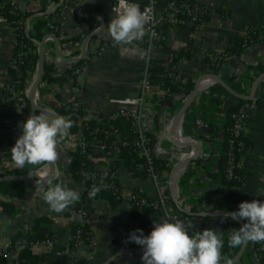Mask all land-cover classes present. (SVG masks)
<instances>
[{"label": "crops", "instance_id": "0c3cea01", "mask_svg": "<svg viewBox=\"0 0 264 264\" xmlns=\"http://www.w3.org/2000/svg\"><path fill=\"white\" fill-rule=\"evenodd\" d=\"M10 1L24 10L44 9L42 12H37L43 13L51 11L61 0ZM83 1L86 0H62L58 19L60 37L57 38L60 40L79 37L80 40L74 43L59 41L57 61L78 57L81 53L82 40L99 26L98 17L86 18L81 15L92 12L102 13L103 28L86 44L87 57L77 70L76 77L69 72L75 62L56 66L54 42L49 38L45 40L44 45L50 43L45 51V58L47 63L52 64V69L49 77L40 83L37 102L56 115L65 117L67 116L63 113L58 114V109L64 102L83 103L86 106L84 119L116 116L125 110L137 111L141 114L143 130L155 137L152 146L153 155L172 161L174 164L185 150L169 140L168 129L173 115L181 107L185 97L182 100L157 101L154 97L157 86H153L143 95L141 82L147 67L162 65L165 70L172 69L167 61L168 52L159 44L149 50L145 46L146 33L143 40L133 42V46L138 49L135 55L131 53L121 55V46L115 45L107 32V25L115 15L111 11L112 0L86 5L77 11V6ZM132 1L139 4L152 1L158 15H163L168 3V0ZM196 3L210 14L209 20L199 30L191 31L189 28L180 30L171 26L162 36L163 42L172 50H178L187 41L191 42L192 54L180 59L175 68L194 80L206 72L216 73L235 91L240 92L241 85L244 84L242 79L246 76L250 77L254 71L248 66L264 65V35L260 36L261 41L246 48L240 56L233 55L223 59L217 72L213 71L212 61L229 47L235 38L245 36L249 30L260 28L259 31L264 32V0H196ZM169 13L166 12V15ZM43 33L54 35L50 28L44 29ZM13 44L12 30L0 17V164L4 171L17 168L11 161L12 129L5 123V119H14L17 116V109L3 93L4 85L10 80L7 72ZM216 85L197 94L183 120L184 135L198 141L202 146V154L197 158L202 159V162L197 164L195 162L197 159L191 162L178 178L181 182H177L178 202L186 211L192 209V212H227L228 210L222 190L218 188V180L209 177V173L218 170L222 148L223 117L219 105L221 102L227 103L230 96ZM257 96L259 98L253 102L246 114L244 135L248 145L240 156L245 170L244 182L239 186L237 195L246 201L255 200L264 189V79L263 86L259 84L257 86L255 97ZM141 97V101L132 103ZM20 109L23 112L34 113L29 103H23ZM82 134L83 127L79 125L75 131L70 132V139L61 144L60 156L55 163L59 175H56L52 181V183L57 181L66 184L80 194L86 190L85 179L75 180L66 170V166ZM176 135L181 137L178 132ZM118 147L106 141L93 143L90 157L94 162V187L107 190L118 184L120 195L114 202L102 197L93 199L89 209L88 226L92 239L89 245L80 249L69 248V241L72 238L71 228L80 223V216L73 209L74 203L61 213L50 211L49 206L36 194V185L41 182L30 177L23 180L25 192L22 198L16 201L15 216L5 218L0 214V248L8 249L15 233L31 232L34 220L44 217L47 222L39 231L50 235L49 242L32 248L35 253L47 254L43 264H59V257L63 254L70 255L72 260L80 256L85 264H143L142 246L128 240L130 233L140 229L130 230L127 227L131 197L136 190L144 193L147 198H157L159 195L167 197L169 171L164 172L156 180L151 177L147 179L134 177L127 168L115 165ZM190 168L193 173L187 175L186 172ZM0 200L6 198L0 196ZM167 207V212L157 210L150 214V227L147 232H143L144 235H149L154 228L153 221L163 220L166 217L192 225L189 233L193 234L195 223L176 207L173 208L168 203ZM208 219L212 224H220L219 230L222 229L223 218ZM8 251L7 264H18V251ZM260 263L258 253L253 250L252 242H249L234 264Z\"/></svg>", "mask_w": 264, "mask_h": 264}, {"label": "trees", "instance_id": "16d2710c", "mask_svg": "<svg viewBox=\"0 0 264 264\" xmlns=\"http://www.w3.org/2000/svg\"><path fill=\"white\" fill-rule=\"evenodd\" d=\"M174 2L176 7L182 5L184 0H168ZM196 0L185 1L188 4V9L185 11H179L174 16H176L181 22L178 24L170 23L165 20L162 22L161 27L159 28V36L160 38L155 44L161 45V47L172 54L171 58V66H176V63L185 57H189L192 54V46L191 42L187 41V43L179 48L178 50H172L166 46V44L162 40V36L165 34V31L168 27H177L180 30L185 28L191 29V31L199 30L210 17L209 12L199 7L200 13L195 14L191 9L192 4ZM60 8L59 6L56 10L50 12L44 16H35L37 12H42L44 9L39 11H30L24 10L17 7L10 0H0V17L7 23V25L12 28L13 40L14 44L12 47V55L11 57L15 60V67H8V76L10 78L9 82L13 84V90L19 91L17 96L12 97L11 91L4 90V96L7 98L12 97V102L15 104H19L17 109V115L23 117L24 122L27 117L31 114L38 113H27L23 112L20 109V105L22 102L28 103L26 98V88L29 83V80L32 77V74L35 70V66L38 60L37 53V45L36 42L41 41L45 36L43 30L46 28H50L49 25L57 26V29L53 31L56 37H60V26L58 23V19L60 17ZM166 11L163 13V16H167ZM195 19H192V17ZM29 19V20H28ZM25 22L29 24L28 32L26 31ZM260 28L249 30L247 36H241L235 38L234 42L227 47L223 52L219 53L212 62H216L219 57L225 59L227 57H231L233 55L240 56L246 48L253 46L255 43L261 41V37L259 36ZM262 30V29H261ZM80 38H61L59 41L63 43H74L79 41ZM50 46V43H45L44 51ZM46 59V58H45ZM85 60H81L75 62L72 67L69 69V72L73 75V77L77 76V70L82 66ZM205 61V60H203ZM249 69H253L252 75L250 77H245L242 79V82L245 84L247 88H250L252 81L256 76L260 73L264 72V65H249ZM52 69V64H49L45 61L43 67V75L41 80H45L49 77ZM219 69L217 67L213 68L214 72H217ZM149 84L151 86L157 85L160 89L166 91L161 102L169 101L173 99L182 100L186 97L189 92L192 90L194 86V78L188 76L185 73H182V77L185 78V81L179 79L178 81H172L169 76V70H165L162 65L150 66L147 69ZM259 86H263V80L259 82ZM221 88L220 86H217ZM264 97V96H263ZM259 97H255V99L251 101H244L234 97V102L228 104L227 108L224 110V118L223 124L221 127V138H222V148L220 153V158L218 162V170L214 173H209V177L211 179L218 180V188L224 191V193L229 198L228 210L230 211H238L239 204L241 202H245L238 197L237 190L239 186L244 182V170L245 166L243 164L238 167H234L232 170V177H227V168L229 166V161L233 159V161L238 162L240 160V156L245 150V148L240 149L239 151L231 150L229 140L232 138L231 128L233 126L234 117L233 115L239 110V108L245 104H252ZM70 106V108H66L65 104ZM60 109H58V114H65L68 119L73 121V127L70 132H73L77 129L79 125L83 127V134L81 137V141L85 144L83 147V151L81 148L76 147L75 151L71 153V160L66 166V170L70 173V175L75 180L85 179L86 190L80 194V199L77 202H74L73 209L77 212L81 207H85L90 209L91 203L94 198H106L109 202H114L120 195V186L115 184L112 188L107 190H101L95 195H90L91 191H87L88 188L93 184V172H94V162L91 159L92 147L93 143L98 141H106L107 143H111L113 140L117 138L120 139L118 152L115 158L116 166H123L128 169V171L134 176L140 179H147L153 173L156 177H160L164 172L170 170L172 161L167 159L156 157L152 155L149 161H147L144 157L138 155L136 151H134V147L131 144V141L136 137V131L132 124L131 118L119 114L116 116H99L93 119H84L86 106L83 103L78 102H64ZM73 103H76V106H72ZM146 135L151 139V144L154 143L155 137L154 135L145 132ZM238 141H243L244 147L248 145V141L244 135V132H241L237 137ZM121 141H126L127 144H122ZM197 164L202 162V159H197L195 161ZM41 166H31L26 165L23 168H13L7 171H4L7 175H18L24 174L29 171H37ZM88 174L87 178H84V173ZM193 170L190 168L186 174H192ZM0 176L1 173H0ZM181 182L180 179L177 181ZM57 183L54 181L53 184ZM25 192L24 181H0V196L6 198V200H0V214L5 218H13L15 216V205L16 201L21 199ZM134 194L137 196L136 198L131 199V210L129 212V221L132 224H137L140 226V229L144 230L150 227V219L149 216L152 213H155L153 207L144 206L140 204L141 198H147L144 193L139 190L134 191ZM169 192L167 191L166 201L173 208H175V204L172 201ZM149 202L155 200V198H147ZM255 200H260L264 202V189L261 190L259 195L255 198ZM247 202H251L248 201ZM193 210L191 209L190 212ZM186 217L191 219L195 226H200L202 231L204 229H213L211 221L206 217H200L191 215L188 213H183ZM47 222V219L44 217H38L34 220L33 225L31 227V232L27 231L22 233V231H18L11 238L10 247L8 250L18 251V264H43L46 260V253L38 254L32 251L30 248V244L45 242L50 239L49 234H44L39 231L40 227L43 226L44 223ZM246 222V221H244ZM240 225L233 221L232 219L223 218L222 229L217 230L218 234L222 235V239L224 240V248L222 249V255L226 258L232 259L240 247L232 248L228 244V236L229 233L233 230H237ZM79 230V231H78ZM229 233H228V231ZM71 234L73 237L69 241V248H72L74 244L78 240H83L84 244L87 246L90 244V231L87 226H80L75 224L71 228ZM78 234V235H77ZM77 235V236H75ZM75 236V237H74ZM26 242V243H24ZM252 248L256 251L260 258V264H264V247L263 242L253 243ZM221 262H224L223 260ZM0 264H7L6 256L0 253ZM53 264V263H52ZM59 264H80V259L76 258V260H72L71 256L68 254H63L59 257Z\"/></svg>", "mask_w": 264, "mask_h": 264}, {"label": "clouds", "instance_id": "9594fccd", "mask_svg": "<svg viewBox=\"0 0 264 264\" xmlns=\"http://www.w3.org/2000/svg\"><path fill=\"white\" fill-rule=\"evenodd\" d=\"M151 9L141 11L132 0H118L112 9L115 15L107 25V32L115 45L121 46V55L133 54L138 49L133 42L141 41L147 33V26L155 22ZM143 55V53H141ZM22 135L11 149V161L17 168L26 165H54L60 156V146L70 139L73 121L62 115L31 114L19 125ZM59 175V172H57ZM100 189L94 187L90 195L95 196ZM36 194L49 206V210L61 213L74 202L80 193L63 183L53 184L48 180L36 185ZM224 218L246 221L237 230L229 233L228 244L232 248L246 246L249 242H264V202L253 200L241 202L239 210L225 213ZM154 228L145 236L142 229L130 233L128 240L142 246L143 264H233L222 255L224 240L215 230L204 229L189 233L192 225L172 217L153 221Z\"/></svg>", "mask_w": 264, "mask_h": 264}, {"label": "built area", "instance_id": "2783aa9c", "mask_svg": "<svg viewBox=\"0 0 264 264\" xmlns=\"http://www.w3.org/2000/svg\"><path fill=\"white\" fill-rule=\"evenodd\" d=\"M187 1L189 0H184V3L178 7H176L174 5V2L172 1H168L167 3V6H166V9L169 10V14L165 17L163 15H158L155 11V8H154V4L152 1H149L145 4H139L140 7H141V11H143L144 9L146 8H149L151 9V11L149 12L150 15H154L155 17V22L153 23H150L147 28V35H146V38H145V46L150 50L151 48H153L156 44L155 42L158 41V39L160 38L159 36V28L161 27V24L163 21L167 20L169 21L170 23H173V24H178L180 23L181 21L176 17L174 16L177 12L179 11H185L188 9V4L186 3ZM134 2V1H132ZM13 3V2H12ZM136 3V2H135ZM117 4H118V0H112V3H111V11L113 8L117 7ZM195 14L197 13H200V9H199V6L197 5L196 1L192 4V8H191ZM114 13V12H113ZM115 14V13H114ZM196 16L192 17V19H195ZM2 19V18H1ZM3 20V19H2ZM4 21V20H3ZM25 26L27 28H29V24L27 22H25ZM50 29L52 31L56 30L57 29V26H53V25H49ZM12 30V28H11ZM259 36H263L264 35V32H261L259 31L258 32ZM248 35V32L245 36ZM171 58H172V54L168 53L167 54V61L168 63H171ZM223 62V59L221 57H219V59L214 63H212V66L213 68L214 67H217V69H219L221 67V64ZM10 65L15 67V60L11 57V61H10ZM37 66V64H36ZM36 66H35V70L32 74V77L31 79L29 80V83L27 85V88L29 89V86L35 76V73H36ZM148 67L145 69V72L143 74V77H142V89H143V95L144 93L149 90L150 88H152L153 86H157V85H153L151 86L149 84V76H148V71H147ZM206 73H211V72H206ZM204 74V73H203ZM168 76L169 78L172 80V81H178L179 79L182 78L183 81H185V78L182 77V73L181 72H178L175 68V66H172V69L169 70V73H168ZM14 86L13 84H11L9 81L4 85L3 87V91L6 90V91H11L12 93V97L14 96H17L19 94V91H15L13 90ZM27 88H26V94H27ZM251 88V86H250ZM250 88H247L244 84L241 85V90L239 93H241L242 95H247L250 91ZM166 91L163 90V89H160L158 86H157V90L155 91V100L157 101H161L165 95ZM230 95V94H229ZM12 97L10 98V100H12ZM142 100V97L139 98V99H136L134 101H132V103H136V102H139ZM229 100V101H228ZM35 101H38V96L36 94L35 96ZM227 103H224V102H221V104L219 105V108L222 112V117L224 118V113H225V109L227 108L228 104L231 103V102H234V97L233 96H229V99H227ZM25 103V102H22V104ZM14 104V103H13ZM21 104V105H22ZM65 104V107L66 108H70L69 105H67V103H64ZM253 104V103H252ZM252 104H248V103H245L243 104L239 110L233 115L234 117V122H233V126L231 128V135H232V138H230L229 140V144H230V148L231 150H236V151H239L240 149H243L245 148L244 147V143L243 141H238L237 140V137L239 136V134L241 132H244V125H245V118H246V114H247V111L249 110V108L252 106ZM19 104H14L15 107H18ZM20 105V106H21ZM77 104L76 103H73L72 106H76ZM31 107V106H30ZM120 114H123L129 118H131L132 120V124L135 128V131H136V137L131 141V144L132 146L134 147V151H136V153L142 157H144L147 161L150 160V158L152 157L153 155V152H152V146L153 144H151V139L146 135L145 131L143 130L142 128V125H141V114L137 111H133V110H125V111H122ZM23 121V117L20 116V115H17L14 119H5V123L7 125H9L12 129V133H11V137H10V150L12 149V147L14 146L16 140L18 139V137L20 135H22V128L19 126ZM183 124V123H182ZM222 127V126H221ZM184 132V130H183ZM183 136L184 133L182 134ZM189 138V137H188ZM192 139V138H190ZM120 143V139H116V140H113L111 142V144L113 145H119ZM122 144H127L126 141H121ZM84 143L80 140L77 144V147L81 148V151H83V147H84ZM242 162L241 160H239L238 162H235L233 161V159H231L229 161V166L227 168V177H232V170L234 167H238L239 165H241ZM48 171V167L47 168H44L43 166L37 170V172L41 175L42 173L43 174H46ZM0 173L2 176L5 175L4 173V170L3 168L1 167V164H0ZM85 178L88 177V174L85 172L84 175H83ZM151 178H153L154 180L158 179V177H156L153 173H151ZM94 188V185L92 184L90 188L87 189V191H90ZM222 195H223V198H224V201L228 207V203H229V198L228 196L224 193V191L222 190ZM137 196L133 193L132 194V198H136ZM140 204L141 205H144V206H150V207H153L155 210H159V211H164V212H167V201H166V197L163 196V195H159L157 198H155L154 201L152 202H149L147 198H141L140 200ZM227 212H232L230 210H227ZM77 213L79 214L80 216V223H78V225L80 226H88V221H89V209L85 208V207H81L79 211H77ZM175 217V215H174ZM244 222V221H243ZM245 223V222H244ZM127 227L132 230V228H140L139 225L137 224H132L129 220H128V224H127ZM149 228H146L143 230V232H147ZM79 231V230H78ZM198 231H202L201 227L200 226H195V231L194 233L198 232ZM228 231V230H227ZM193 233V234H194ZM229 233V231H228ZM78 235V234H77ZM75 235V236H77ZM74 236V237H75ZM73 237V235H72ZM121 237H123L121 235ZM91 236H90V242H91ZM49 242V239L46 240L45 242H39V243H32L30 244V248H36L42 244H45V243H48ZM26 243V242H24ZM86 245L84 244L83 240H78L75 244H74V248L75 249H80V248H83L85 247ZM0 253L4 254L5 256H7L9 254V251L8 249H3V248H0ZM77 258L80 259V256H78ZM222 263V262H221ZM80 264H85V262H83L81 259H80Z\"/></svg>", "mask_w": 264, "mask_h": 264}, {"label": "water", "instance_id": "95a60500", "mask_svg": "<svg viewBox=\"0 0 264 264\" xmlns=\"http://www.w3.org/2000/svg\"><path fill=\"white\" fill-rule=\"evenodd\" d=\"M107 0H86L81 2L77 6V11H79L80 8L86 6V5H92L96 3H100ZM62 3V0L58 3L56 7H54L51 11H46L43 13H37L35 16H44L46 14H49L50 12L56 10ZM86 18L89 17H98L100 19L99 26L89 33L83 40L81 44V53L78 57H70L68 59H65L64 61H57L58 55H59V40L58 38L53 35H45L41 41L36 42L37 45V53H38V60H37V66H36V73L35 76L29 86V89L26 94V98L28 100L29 105L31 106L32 110L38 114L44 113L48 115L49 117L56 116V114L49 109L43 107L41 104H39L37 101H35V96L37 94L38 88L41 83L42 75H43V67L44 63L46 61L45 59V51H44V42L47 38L51 39L54 42V49H55V59L54 64L56 66H60L62 64L68 63V62H78L81 60H85L87 57L86 53V44L94 38L103 28L104 25V17L102 13L100 12H92L85 15H81ZM29 20V19H28ZM26 31L28 32V28H26ZM264 79V72L260 73L258 76L254 78L251 84L250 91L247 95H242L241 93L235 91L230 85L227 84L226 81H224L220 75L216 73H204L199 75L194 80V86L192 90L189 92V94L184 98V101L181 105V107L178 109V111L173 115L171 119V123L168 129V138L169 140L179 146L182 147L185 150V153L181 155L177 161L171 166L169 170V195L174 202L176 208L182 212V213H188L195 216L200 217H206V218H216L221 217L224 218L225 213H231V212H211V211H202V212H190L186 211L184 208H182L178 202V194H177V181L178 178L182 175L184 169L186 166H188L191 162H193L195 159H197L202 154V146L201 144L194 140L190 139L186 136H183V120L185 117V114L187 110L190 108V106L193 104L197 94L215 84L220 86L222 89H224L227 93H229L231 96L244 100V101H251L255 98L257 86L261 80ZM177 132L180 134V138L177 137ZM57 175V167L56 164L50 165L48 167L47 174L43 177L41 176L37 171H29L24 174H18V175H4L0 176V181H23L27 178H35L39 182L46 183L48 180L53 181L56 178ZM240 227L243 225V220L236 221ZM220 224H212L213 229L217 231L219 229ZM245 249V246H240L239 250L235 254V256L231 259L233 261V264L240 258L243 251ZM221 264H225V262H222Z\"/></svg>", "mask_w": 264, "mask_h": 264}, {"label": "bare ground", "instance_id": "6f19581e", "mask_svg": "<svg viewBox=\"0 0 264 264\" xmlns=\"http://www.w3.org/2000/svg\"><path fill=\"white\" fill-rule=\"evenodd\" d=\"M178 138H180V137H178ZM44 175H45V174H43V173L41 174V176H44Z\"/></svg>", "mask_w": 264, "mask_h": 264}]
</instances>
